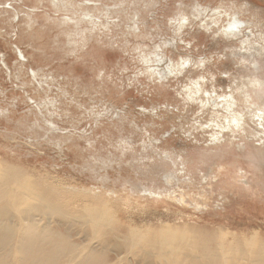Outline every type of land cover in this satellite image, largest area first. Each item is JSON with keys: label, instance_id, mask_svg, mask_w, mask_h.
Returning a JSON list of instances; mask_svg holds the SVG:
<instances>
[{"label": "rangeland", "instance_id": "1", "mask_svg": "<svg viewBox=\"0 0 264 264\" xmlns=\"http://www.w3.org/2000/svg\"><path fill=\"white\" fill-rule=\"evenodd\" d=\"M252 62L264 0H0V156L129 225L264 236V133L217 95L264 107Z\"/></svg>", "mask_w": 264, "mask_h": 264}, {"label": "bare ground", "instance_id": "2", "mask_svg": "<svg viewBox=\"0 0 264 264\" xmlns=\"http://www.w3.org/2000/svg\"><path fill=\"white\" fill-rule=\"evenodd\" d=\"M226 24L227 34L235 38L248 27L236 15L227 17ZM248 31L240 43L247 42ZM253 65L246 71L255 88L264 80L251 74ZM232 91L217 94L225 102L230 130L245 136L264 133V107L246 93L242 101L253 106L237 109ZM247 235L193 222L129 225L104 201L85 205L66 186L0 156V264H264V236Z\"/></svg>", "mask_w": 264, "mask_h": 264}]
</instances>
